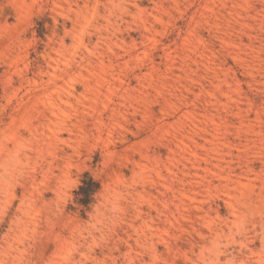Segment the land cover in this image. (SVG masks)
Masks as SVG:
<instances>
[{
  "label": "rangeland",
  "instance_id": "1",
  "mask_svg": "<svg viewBox=\"0 0 264 264\" xmlns=\"http://www.w3.org/2000/svg\"><path fill=\"white\" fill-rule=\"evenodd\" d=\"M0 264H264V0H0Z\"/></svg>",
  "mask_w": 264,
  "mask_h": 264
},
{
  "label": "trees",
  "instance_id": "2",
  "mask_svg": "<svg viewBox=\"0 0 264 264\" xmlns=\"http://www.w3.org/2000/svg\"><path fill=\"white\" fill-rule=\"evenodd\" d=\"M85 178L82 180V183L79 185L76 194L79 196L78 201L83 204H87L91 195L98 189L99 185L91 177L85 174Z\"/></svg>",
  "mask_w": 264,
  "mask_h": 264
},
{
  "label": "bare ground",
  "instance_id": "3",
  "mask_svg": "<svg viewBox=\"0 0 264 264\" xmlns=\"http://www.w3.org/2000/svg\"><path fill=\"white\" fill-rule=\"evenodd\" d=\"M71 81V80H70ZM51 90V89H50ZM159 175V174H158ZM244 187V186H243ZM236 200V199H235Z\"/></svg>",
  "mask_w": 264,
  "mask_h": 264
}]
</instances>
